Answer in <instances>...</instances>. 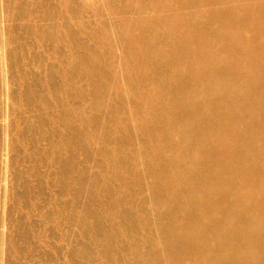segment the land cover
<instances>
[{
  "label": "bare ground",
  "instance_id": "6f19581e",
  "mask_svg": "<svg viewBox=\"0 0 264 264\" xmlns=\"http://www.w3.org/2000/svg\"><path fill=\"white\" fill-rule=\"evenodd\" d=\"M62 1L8 0L45 53L16 24L0 152L17 203L41 197L55 226L9 214L5 245L45 264H264V0H101L97 25Z\"/></svg>",
  "mask_w": 264,
  "mask_h": 264
},
{
  "label": "rangeland",
  "instance_id": "374dc122",
  "mask_svg": "<svg viewBox=\"0 0 264 264\" xmlns=\"http://www.w3.org/2000/svg\"><path fill=\"white\" fill-rule=\"evenodd\" d=\"M91 1L90 0L83 1V2L89 3L91 5L90 6L91 11L87 13L88 18L86 20H89L91 22V24L94 23V25H97L101 19L106 18L108 20V22L112 23L114 17L111 13V9L110 10L105 9L103 11L104 13L102 16V14H99V12L96 13L95 10L93 9V7L96 4L102 3V1L101 0H93L92 2ZM54 2L56 5H59V7H61V9L66 10V7L63 5L62 0H54ZM8 4H9L8 0H0V44H1L0 45V111H2L3 115H5L3 117H0V130H4V131L5 130H12V128L10 126L14 124L13 119L15 117L14 115H11V113H10V110H11V107H10L11 104L10 103L11 102L8 98L9 93L12 91V89L15 88V85L12 81L10 82V80H8L9 76H10V72H9L10 70H9V67L7 64L8 63L7 53L11 47L10 44H8V42L10 41V35L12 33V30H14V27H16V24H18L17 30L21 34V40H19L20 44L28 47L27 54L30 55L31 53L32 54L33 53L42 54V52L45 53L43 46L41 45L40 41H38L37 39L33 38L32 36L24 33V30H22V29L20 32V26H22L21 21H18L16 23L15 21H12L10 19V17L8 16ZM29 6L33 9L37 6V4L33 5V3H31V5H29ZM100 16H102V17L100 18ZM63 17H64L63 22L72 20V18L70 19L69 14L63 15ZM28 20H29V22H31L30 24L34 25V26H37L40 23H44V22L40 21V19L35 18L34 15L29 17ZM5 42H7V45L5 44ZM46 57H47V55H46ZM31 70H33L35 72L39 71V69L35 66H33ZM7 135H8L7 131L5 133L4 132L2 133V139H3V141H5V143H7V141H8V140H6L8 138ZM137 147H139V146L136 145V148ZM1 155H2V157H1ZM8 159H10V153L8 151V146L5 145V147H3L2 151L0 152V163H1V166L3 167V171H5L3 173V175L4 174L6 175L5 176L6 180H3L1 182V187H0V219L3 221V223L0 224V239L2 238L1 242H0V248H1V245L4 244V246L2 247V248H4V252H3L4 259L0 257V264H8V260L11 264H18L19 260L22 261L21 262L22 264H45L44 260L42 261L37 257L33 258V259H29L26 256L16 257L14 249H11V248H9L8 245L7 246L5 245L6 243L4 241V238H6V236L9 234H13V233L16 234V232L18 230V227H16L15 224H12L11 220H7L9 214L13 215V217L16 219L17 218L22 219L25 226H27V225L28 226H30V225L36 226V230H37L38 234H40L43 230H45L48 227H54L55 226V223L52 224V223L45 221V215L44 214H46V212L48 211V206L46 207V205H43V201H42L41 197L38 198L37 196L33 195L32 198L29 200L30 208L27 210H26V208H23L22 202L20 205L17 203V198H18L17 194L18 193L24 194L25 190L22 187L17 186L16 183L11 179L12 177H11V173L9 170V163H7ZM21 167L24 168V166H21ZM42 169L44 172L48 171L47 167H43ZM49 171L51 173L53 171V168H50ZM30 181L32 183H35V178L33 177V181H32V179H30ZM46 183L48 184L47 178H46ZM2 186H5V187H2ZM46 191H49L48 186L46 188ZM14 194L17 195V198L14 197ZM44 196H45V194H44ZM18 206H20V209H18ZM44 223H45V226H44ZM41 241H42V243H41ZM35 242H37V245H38L37 247H39V249L41 251L46 250V249H51L49 246L50 243L54 244V245H58V243L60 245L63 244L62 241L59 242L55 238H50V237H46V236L44 238L43 237L40 238L39 240H35ZM21 244H24V242L21 241ZM5 250H6V252H5ZM7 253H8V255H7ZM63 261H65V257H63Z\"/></svg>",
  "mask_w": 264,
  "mask_h": 264
}]
</instances>
